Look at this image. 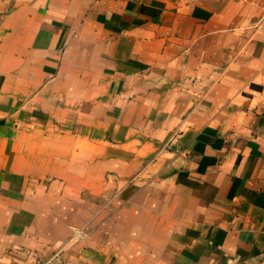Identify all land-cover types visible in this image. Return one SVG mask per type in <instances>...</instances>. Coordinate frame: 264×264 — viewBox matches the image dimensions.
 Here are the masks:
<instances>
[{"label": "crops", "instance_id": "obj_1", "mask_svg": "<svg viewBox=\"0 0 264 264\" xmlns=\"http://www.w3.org/2000/svg\"><path fill=\"white\" fill-rule=\"evenodd\" d=\"M0 62L116 164L41 206L0 171V264H264V0H0Z\"/></svg>", "mask_w": 264, "mask_h": 264}, {"label": "rangeland", "instance_id": "obj_2", "mask_svg": "<svg viewBox=\"0 0 264 264\" xmlns=\"http://www.w3.org/2000/svg\"><path fill=\"white\" fill-rule=\"evenodd\" d=\"M4 66L5 62H0V71ZM1 76L0 150L7 151L8 156L12 153V156L9 159L0 158V162L5 161L0 171L10 172V167L14 169V165L21 167L23 173L28 174L27 182L35 184L31 190L29 187L23 189V193L35 198L34 201L38 198L40 206L50 198L59 199L64 192L70 194L71 201L88 194L87 199L93 202L95 197L90 193H94V183L111 181L112 167L116 165L111 157L112 143L101 141V135L96 136L95 133L98 128L101 134L104 127L80 126V111L50 109L42 93L46 78H23L25 85L18 95L20 102L16 103L14 94L1 93L5 80ZM88 112L93 114V111ZM59 114L65 120H60ZM107 128L110 130V127ZM16 151L19 153L16 154ZM63 182L70 183V189L49 186ZM80 230L73 227L69 240H77Z\"/></svg>", "mask_w": 264, "mask_h": 264}]
</instances>
